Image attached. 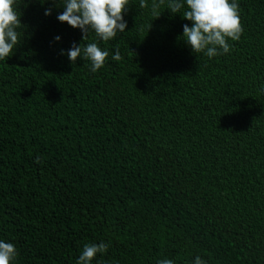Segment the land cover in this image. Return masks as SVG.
<instances>
[{
    "label": "trees",
    "instance_id": "trees-1",
    "mask_svg": "<svg viewBox=\"0 0 264 264\" xmlns=\"http://www.w3.org/2000/svg\"><path fill=\"white\" fill-rule=\"evenodd\" d=\"M60 4L16 0L0 60V238L17 264H76L100 241L93 264H264V0H239L241 38L213 58L166 4L155 18L130 0L108 42ZM94 40L110 50L96 73L66 54Z\"/></svg>",
    "mask_w": 264,
    "mask_h": 264
},
{
    "label": "clouds",
    "instance_id": "clouds-1",
    "mask_svg": "<svg viewBox=\"0 0 264 264\" xmlns=\"http://www.w3.org/2000/svg\"><path fill=\"white\" fill-rule=\"evenodd\" d=\"M165 4L173 14L182 12V17L191 21V26L184 24L182 38L195 53H203L209 58L227 54L232 48L230 41L241 38L244 29L239 0H151V16L160 17L161 6ZM15 5L16 0H0V60L10 57L19 43L17 29L21 21ZM58 6L64 10L58 13L57 19L80 29L83 41L94 32L98 41L108 42L125 33L128 27L124 13L130 7V0H61ZM140 7L148 8L149 0H140ZM52 11V8H46L45 15H51ZM152 20L142 28L150 30ZM54 39L61 41L62 37L57 35ZM66 54L73 63L78 58L90 61V71L96 73L105 66L110 50L94 40L87 44L73 42ZM111 56L114 60L121 59L119 49L111 52ZM109 246L110 242L105 241L85 243L76 264H93L98 254L106 253ZM19 255L15 243L0 238V264H17ZM96 264H102V257ZM157 264H176V261L165 257ZM192 264H208V260L197 255Z\"/></svg>",
    "mask_w": 264,
    "mask_h": 264
}]
</instances>
